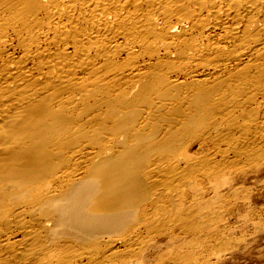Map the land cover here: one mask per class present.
<instances>
[{"label":"bare ground","instance_id":"bare-ground-1","mask_svg":"<svg viewBox=\"0 0 264 264\" xmlns=\"http://www.w3.org/2000/svg\"><path fill=\"white\" fill-rule=\"evenodd\" d=\"M261 165L264 0H0V264H145Z\"/></svg>","mask_w":264,"mask_h":264},{"label":"rangeland","instance_id":"rangeland-1","mask_svg":"<svg viewBox=\"0 0 264 264\" xmlns=\"http://www.w3.org/2000/svg\"><path fill=\"white\" fill-rule=\"evenodd\" d=\"M231 178L230 183L238 185L239 189L235 194L229 193L227 185H221L224 197L215 204L221 214L216 222H212L211 228L193 232L174 229L170 232L174 235L173 240L166 233L155 235L145 250L144 263L155 264L170 245L183 240H201L206 248H212L220 239H228L232 245L221 249L218 255L209 253L207 264H264V165L254 170L246 168ZM162 260L163 264H170L168 259Z\"/></svg>","mask_w":264,"mask_h":264}]
</instances>
